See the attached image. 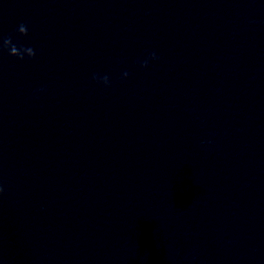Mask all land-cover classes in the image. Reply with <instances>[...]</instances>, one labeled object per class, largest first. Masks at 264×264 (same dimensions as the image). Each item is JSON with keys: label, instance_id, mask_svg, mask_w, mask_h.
<instances>
[{"label": "clouds", "instance_id": "1", "mask_svg": "<svg viewBox=\"0 0 264 264\" xmlns=\"http://www.w3.org/2000/svg\"><path fill=\"white\" fill-rule=\"evenodd\" d=\"M17 32L20 36H27L28 35V27L26 24L21 23L18 26ZM7 51L10 56L16 57L20 60H23L25 56H27L29 59H32L36 56V52L31 47H23V46H17V44L13 43L12 37H3L0 38V52ZM159 57L156 55L155 52H152L148 58L144 60H138L137 63L141 68H147L149 65L150 60H158ZM129 76L128 72H124L122 74V79H126ZM93 80L97 81L98 83H103L105 86H109L110 80L107 75L104 76H98L93 75ZM3 189L0 188V192H2Z\"/></svg>", "mask_w": 264, "mask_h": 264}]
</instances>
